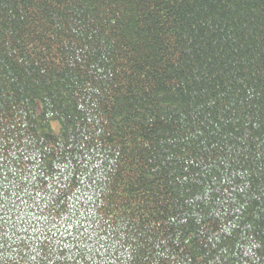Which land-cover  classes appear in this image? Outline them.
<instances>
[{"label":"trees","instance_id":"1","mask_svg":"<svg viewBox=\"0 0 264 264\" xmlns=\"http://www.w3.org/2000/svg\"><path fill=\"white\" fill-rule=\"evenodd\" d=\"M0 264H264V0H0Z\"/></svg>","mask_w":264,"mask_h":264}]
</instances>
